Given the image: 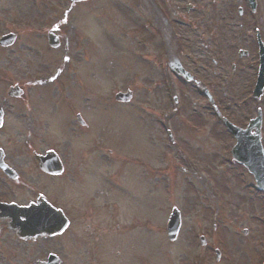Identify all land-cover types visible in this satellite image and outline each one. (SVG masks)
Wrapping results in <instances>:
<instances>
[{
    "label": "rangeland",
    "instance_id": "374dc122",
    "mask_svg": "<svg viewBox=\"0 0 264 264\" xmlns=\"http://www.w3.org/2000/svg\"><path fill=\"white\" fill-rule=\"evenodd\" d=\"M51 30L56 49L46 42ZM7 32L17 35L0 47V147L20 180L0 172V196L25 203L40 192L71 225L27 242L4 233L0 264H31L48 252L63 264H180L198 233L206 238L198 264H259L262 199L231 160L234 140L197 101L198 90L159 66L163 25L146 0H0V35ZM222 79L215 106L244 126L264 97L245 101L243 81ZM15 84L21 95L6 97ZM127 89L132 99L115 103L113 95ZM48 150L62 159L60 176L42 174L32 159ZM174 207L181 226L169 242Z\"/></svg>",
    "mask_w": 264,
    "mask_h": 264
},
{
    "label": "flooded vegetation",
    "instance_id": "af4514ba",
    "mask_svg": "<svg viewBox=\"0 0 264 264\" xmlns=\"http://www.w3.org/2000/svg\"><path fill=\"white\" fill-rule=\"evenodd\" d=\"M146 1L155 20L163 25L166 67L169 68L176 60L191 76L190 80L183 77L180 80L200 87L201 98L205 96L208 100L209 96L214 102L216 86L222 78L224 82L243 81L247 88L252 86L259 67V40L264 47V0H251V3L250 0ZM173 47H177L174 54L171 53ZM263 97L264 91L259 101ZM263 134L262 131V139ZM37 195L35 192L25 203L12 198L8 200L3 195L0 201L26 206ZM259 195L264 213V194ZM8 217L0 219V227L3 228L0 229V236L8 232L16 241L27 242L18 238L15 231L7 229L6 224L12 222ZM18 217L20 219V213ZM21 258L23 256H18V261L23 263ZM44 258L46 256L35 258L31 264ZM7 262L4 260L3 264Z\"/></svg>",
    "mask_w": 264,
    "mask_h": 264
},
{
    "label": "water",
    "instance_id": "95a60500",
    "mask_svg": "<svg viewBox=\"0 0 264 264\" xmlns=\"http://www.w3.org/2000/svg\"><path fill=\"white\" fill-rule=\"evenodd\" d=\"M226 125L230 128L231 132L237 138V144L233 149L234 158L250 169V171L255 176L257 187H259L260 189H264V176H262V173L260 172L264 168V161L263 158L258 155L259 122H255L251 126L255 129V132L252 135L253 137L249 136V131H241L239 129L233 128L230 124ZM174 221L171 222V225L174 223ZM41 231L44 232L45 228L43 227Z\"/></svg>",
    "mask_w": 264,
    "mask_h": 264
}]
</instances>
